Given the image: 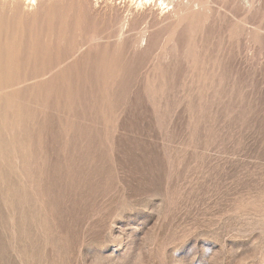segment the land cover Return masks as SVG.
Listing matches in <instances>:
<instances>
[{
	"label": "rangeland",
	"instance_id": "1",
	"mask_svg": "<svg viewBox=\"0 0 264 264\" xmlns=\"http://www.w3.org/2000/svg\"><path fill=\"white\" fill-rule=\"evenodd\" d=\"M18 12L0 16V264H264V0Z\"/></svg>",
	"mask_w": 264,
	"mask_h": 264
},
{
	"label": "bare ground",
	"instance_id": "2",
	"mask_svg": "<svg viewBox=\"0 0 264 264\" xmlns=\"http://www.w3.org/2000/svg\"><path fill=\"white\" fill-rule=\"evenodd\" d=\"M49 1L50 0H40L41 5H39L38 0H0V16H3L6 12L9 14L19 11L18 13L20 15L17 13L19 16L28 17L29 15L36 13L42 5L48 3Z\"/></svg>",
	"mask_w": 264,
	"mask_h": 264
}]
</instances>
